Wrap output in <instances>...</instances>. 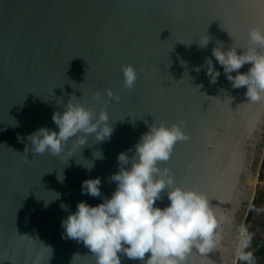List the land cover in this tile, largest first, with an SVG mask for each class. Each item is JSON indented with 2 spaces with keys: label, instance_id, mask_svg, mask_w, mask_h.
Returning <instances> with one entry per match:
<instances>
[{
  "label": "water",
  "instance_id": "95a60500",
  "mask_svg": "<svg viewBox=\"0 0 264 264\" xmlns=\"http://www.w3.org/2000/svg\"><path fill=\"white\" fill-rule=\"evenodd\" d=\"M257 26H264V0H0V264H96L61 222L80 201L110 198L118 154L131 158L141 135L160 123L181 125L188 138L159 167L178 186L205 194L224 220L222 248L205 256L193 249L187 264H238L232 243L264 163V100L248 101L246 86L233 88L212 49H246ZM206 58L221 73L216 83ZM129 64L138 75L131 89L121 72ZM72 95L97 116L107 111L111 138L89 136L82 147L72 138L60 156H34L28 135L58 131L53 113ZM97 177L101 196L82 195V181ZM169 203L162 193L155 206ZM118 255L121 264H142Z\"/></svg>",
  "mask_w": 264,
  "mask_h": 264
},
{
  "label": "clouds",
  "instance_id": "9594fccd",
  "mask_svg": "<svg viewBox=\"0 0 264 264\" xmlns=\"http://www.w3.org/2000/svg\"><path fill=\"white\" fill-rule=\"evenodd\" d=\"M249 46L246 49L230 47L223 49L218 45L212 49V57L223 68L226 78L233 88L247 87L248 101L264 100V26L249 30ZM210 37H205L200 47H207ZM242 49V54L237 53ZM206 75L211 83H216L220 71L216 70L212 59L206 58ZM251 67L247 72L239 70L244 64ZM201 67L195 70L198 72ZM124 86L131 89L138 78L131 64L121 67ZM235 72L236 75H232ZM109 99L119 100L110 89L106 90ZM97 101L103 98L94 94ZM52 120L58 131L41 127L27 139L31 152L36 155L48 153L60 156L67 142L76 138L82 147L89 136L97 142L109 140L114 131L107 111L97 116L92 109L85 107L72 95L63 107V112L55 111ZM183 122H181L182 124ZM182 126L164 123L153 124L143 133L134 146L130 158L127 152L117 156L120 169L110 177L116 188L110 198L91 206L80 201L76 211L62 220L67 238L83 242L96 257V264H121L124 254L130 260H140L142 264H187V257L197 250L201 256L222 248L224 240L223 217L216 214L205 194L194 189L178 186L168 169L159 164L170 159L174 145L186 140ZM97 159H103L99 152ZM130 167H125L129 165ZM93 165L89 167L91 169ZM58 179L63 182V175ZM99 177L85 179L81 184V194L92 197L101 196ZM166 193L170 202L164 208L156 205ZM58 198V197H57ZM66 208L65 205H61ZM247 235V240L244 239ZM248 229H237L232 249L239 261L253 264L251 251H246L251 242ZM150 256L145 260V254Z\"/></svg>",
  "mask_w": 264,
  "mask_h": 264
},
{
  "label": "rangeland",
  "instance_id": "374dc122",
  "mask_svg": "<svg viewBox=\"0 0 264 264\" xmlns=\"http://www.w3.org/2000/svg\"><path fill=\"white\" fill-rule=\"evenodd\" d=\"M262 170L263 169H261L258 174L254 201L250 206L244 227L248 229V232L252 237L251 241L258 240L259 238H261V241L263 243L264 242V177ZM250 218H252L251 221L253 222V230L255 231L250 230L249 226L247 225V222ZM244 239L247 240V235H245ZM254 247L255 246L251 247V242H250V246H249V248H251L250 250L254 249ZM238 264H244V262L239 261Z\"/></svg>",
  "mask_w": 264,
  "mask_h": 264
},
{
  "label": "trees",
  "instance_id": "16d2710c",
  "mask_svg": "<svg viewBox=\"0 0 264 264\" xmlns=\"http://www.w3.org/2000/svg\"><path fill=\"white\" fill-rule=\"evenodd\" d=\"M262 169H263L262 173L264 177V163L262 165ZM251 219L252 218L248 220L247 225L249 226L250 230H253V222L251 221ZM259 239L251 241V247L255 246L254 249L250 250L251 248H248L246 250V251H251L253 253V257H254L253 264H264V242L262 243L261 238Z\"/></svg>",
  "mask_w": 264,
  "mask_h": 264
}]
</instances>
